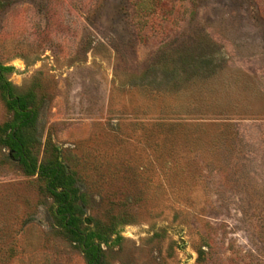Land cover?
Segmentation results:
<instances>
[{"label":"rangeland","instance_id":"rangeland-1","mask_svg":"<svg viewBox=\"0 0 264 264\" xmlns=\"http://www.w3.org/2000/svg\"><path fill=\"white\" fill-rule=\"evenodd\" d=\"M92 255L264 264V0H0V264Z\"/></svg>","mask_w":264,"mask_h":264},{"label":"trees","instance_id":"trees-1","mask_svg":"<svg viewBox=\"0 0 264 264\" xmlns=\"http://www.w3.org/2000/svg\"><path fill=\"white\" fill-rule=\"evenodd\" d=\"M14 103L19 106L20 111H22L21 121L19 125L13 128L12 134L6 136L5 141L20 164L28 171L35 173L39 167L37 168L35 162L30 160L26 155V147L30 138L28 133L24 131L34 120V112L23 111L26 106L22 99H15ZM49 170L51 176H49L47 181V188L59 200V212L64 221V229L72 238L83 239V241H85L84 237H81L75 224L79 219L80 206L75 204L78 197L75 195L76 190L72 186L71 179L65 174L64 169H61V165L58 162ZM41 173L47 175V168L42 169ZM87 248V254L90 256L91 252L93 253L94 250H89V247ZM96 259V255L89 257V264H98Z\"/></svg>","mask_w":264,"mask_h":264}]
</instances>
